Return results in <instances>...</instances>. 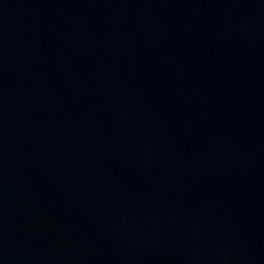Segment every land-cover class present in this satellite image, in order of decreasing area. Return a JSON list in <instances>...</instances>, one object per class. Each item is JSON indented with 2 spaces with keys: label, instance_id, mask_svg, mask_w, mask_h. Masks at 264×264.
Masks as SVG:
<instances>
[{
  "label": "water",
  "instance_id": "water-1",
  "mask_svg": "<svg viewBox=\"0 0 264 264\" xmlns=\"http://www.w3.org/2000/svg\"><path fill=\"white\" fill-rule=\"evenodd\" d=\"M0 264H264V0H0Z\"/></svg>",
  "mask_w": 264,
  "mask_h": 264
}]
</instances>
